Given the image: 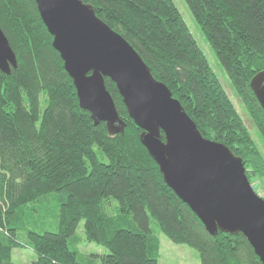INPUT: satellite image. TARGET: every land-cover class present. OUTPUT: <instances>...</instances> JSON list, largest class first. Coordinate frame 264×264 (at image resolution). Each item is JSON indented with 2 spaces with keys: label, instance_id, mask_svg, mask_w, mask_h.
<instances>
[{
  "label": "trees",
  "instance_id": "1",
  "mask_svg": "<svg viewBox=\"0 0 264 264\" xmlns=\"http://www.w3.org/2000/svg\"><path fill=\"white\" fill-rule=\"evenodd\" d=\"M81 1L131 45L204 139L242 160L250 184L264 180V156L172 0ZM183 1L264 142L249 86L264 72V0ZM0 29L17 61L10 75L0 72V264L20 248L36 255L31 264H80L78 247L92 243L106 252L101 264H158L151 220L200 264H261L241 234L211 237L164 184L107 79L125 129L109 136L94 126L35 0H0Z\"/></svg>",
  "mask_w": 264,
  "mask_h": 264
},
{
  "label": "water",
  "instance_id": "2",
  "mask_svg": "<svg viewBox=\"0 0 264 264\" xmlns=\"http://www.w3.org/2000/svg\"><path fill=\"white\" fill-rule=\"evenodd\" d=\"M52 48L72 81L78 105L109 136L122 134L105 86L114 84L139 142L164 184L201 222L211 237L241 234L264 264V200L249 183L244 164L224 145L202 137L167 87L156 81L138 53L99 20L81 0H35ZM16 57L0 29V72L10 75ZM264 113V72L250 81ZM163 136V140H162Z\"/></svg>",
  "mask_w": 264,
  "mask_h": 264
},
{
  "label": "rangeland",
  "instance_id": "3",
  "mask_svg": "<svg viewBox=\"0 0 264 264\" xmlns=\"http://www.w3.org/2000/svg\"><path fill=\"white\" fill-rule=\"evenodd\" d=\"M178 12L180 13L184 23L189 29L192 37L197 43V46L205 55L209 66L215 76L219 79L223 89L227 93L228 97L232 101L237 112L241 116L245 126L249 130L253 141L255 142L258 150L264 156V142L261 139L258 132L255 130L252 122L248 118L243 106L237 100V97L230 87L229 80L224 72V69L219 64L216 56L208 46L203 34L201 33L199 27L195 23L188 7L183 0H172ZM251 186L254 192L264 199V180L253 178L251 181ZM150 229L153 236L158 239L159 242V254L160 258L158 264H200L198 254L193 249L189 248L186 245H176L168 240L163 234H161L156 226V223L150 221ZM76 236L83 238L84 229L83 222H81L76 231ZM78 252L82 256L78 258L80 264H101L100 256L104 255L106 252L103 248L98 247L95 244H81L78 247ZM36 260V255L31 252L29 249H15L11 254V263L12 264H31Z\"/></svg>",
  "mask_w": 264,
  "mask_h": 264
}]
</instances>
